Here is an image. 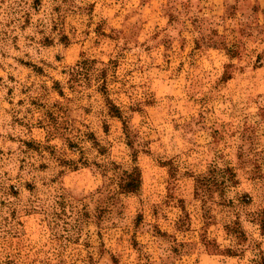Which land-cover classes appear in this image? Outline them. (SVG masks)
Listing matches in <instances>:
<instances>
[{
	"label": "rangeland",
	"instance_id": "obj_1",
	"mask_svg": "<svg viewBox=\"0 0 264 264\" xmlns=\"http://www.w3.org/2000/svg\"><path fill=\"white\" fill-rule=\"evenodd\" d=\"M0 264H264V0H0Z\"/></svg>",
	"mask_w": 264,
	"mask_h": 264
},
{
	"label": "trees",
	"instance_id": "obj_2",
	"mask_svg": "<svg viewBox=\"0 0 264 264\" xmlns=\"http://www.w3.org/2000/svg\"><path fill=\"white\" fill-rule=\"evenodd\" d=\"M141 184V172L140 169L135 166L130 174V177L124 182L122 188L127 192H135L139 189Z\"/></svg>",
	"mask_w": 264,
	"mask_h": 264
}]
</instances>
